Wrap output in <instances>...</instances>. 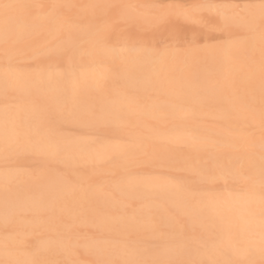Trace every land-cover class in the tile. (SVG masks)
Returning a JSON list of instances; mask_svg holds the SVG:
<instances>
[{
    "label": "bare ground",
    "instance_id": "bare-ground-1",
    "mask_svg": "<svg viewBox=\"0 0 264 264\" xmlns=\"http://www.w3.org/2000/svg\"><path fill=\"white\" fill-rule=\"evenodd\" d=\"M30 1L16 0V3L32 5L34 1ZM93 1L87 5L107 3L106 0ZM33 13H30V19L46 28L47 21L43 19V15L40 16L38 13L40 19L37 20L39 16L35 15L36 18H34L31 16ZM42 13L40 12V14ZM94 15H98V13H94L92 9L84 8L76 15L78 17L76 20H71L75 22L84 19V22L87 23ZM0 25H2V17H0ZM48 37L47 34L41 36L45 41ZM39 38H36L37 44L42 42ZM260 47V39L257 35L254 39L256 65L251 69L252 61L249 65L251 70H247L245 66L249 64L250 58L247 60L241 57L246 56L244 54L247 51L246 46L230 50L214 49L207 52H192L179 56L169 54L167 57L160 58L148 56L136 50L129 51V47L122 49L123 51H119V49L112 51L102 46L91 49L86 45L80 51H92L93 54L83 57L77 55L73 67L74 79L70 80L64 77L63 83L59 87L66 89L63 101L69 105L75 104L82 108L106 107L112 113L113 120L111 124L103 126L112 132L118 130L122 125L126 127L130 124H137L135 130L130 131L132 143L129 145H119L120 142L119 144H116L117 142L115 144L102 143L104 140L102 135L101 142L90 149L85 148V151H90L93 159L97 162L105 161L106 164L107 161V164L113 165L114 169L125 166L120 153L133 150L141 152L152 150L158 159L166 157L168 161H175V166L195 164L211 168L229 161L246 162L247 153L250 150L255 151L258 156L261 137L244 135L245 131L241 128L238 129L239 122L237 128L235 127L233 130H241L240 134L244 135L243 137H238L240 134L234 132L232 128H226L227 130H216L206 126L201 128L192 119L195 114L206 111V108H208L207 110L214 108L211 115L221 117L222 126L230 127V124L241 121L242 118L250 119L259 115L256 117L258 119L255 118V121L258 122L262 107L259 79ZM0 48L3 49L2 41H0ZM245 56L244 58H246ZM244 60H247L248 63ZM78 64L81 69H75ZM3 69L4 57L2 54L0 56V80L3 78ZM57 79L58 77L53 74L51 84L46 85L45 90L55 89ZM1 95H3L2 90H0ZM148 96L154 97V99H147ZM209 107L212 108L209 109ZM42 118L54 125H61L62 122L72 123L47 102L44 92L34 93L30 103L25 104L18 111L13 110L9 113V120L21 125L20 130L27 122L38 121ZM147 118L154 119L155 122H150ZM4 120V107L0 106V136L3 134ZM164 120H170L169 124L160 126V122H164ZM242 122L244 124L245 121L242 120ZM126 123L127 125H125ZM201 126L203 125L201 124ZM99 127L101 125L95 128ZM230 130H232L231 133H228ZM69 137L75 136L69 135ZM202 138L210 140L206 142L211 143L212 147L211 141L216 145L222 146L223 144L224 146L218 147V149L213 148L214 150L209 153H203L199 149L202 147V143H206L205 141L201 142V145L198 143ZM160 139H166L167 142L161 144ZM190 139H194L193 142ZM197 139L200 140L197 141ZM161 142L163 143L165 140ZM183 142H186L188 147L183 153L171 146L172 143ZM245 145L247 147H243ZM206 157L209 161L201 162ZM41 161L44 167L33 179L29 178L27 174H24L27 177L23 175L18 177L16 171H10L7 174L5 169L0 171V226L5 225L6 218L8 223L12 224L19 218L12 210L16 201L36 202L47 210L39 216L17 220L15 226H10L13 228V235L11 232L8 236L7 234L4 237L0 235V259L5 258L6 238L11 244L17 233L23 231L25 227H27L28 234H31V231H38V226L50 232L55 230L54 233H56L49 232L46 240L43 238L39 240L36 236L34 240H30L34 245L42 244L44 246L46 258L57 260L54 253L58 252L61 254V256L59 254L60 257L71 262L70 256L76 253H86L85 255L89 254L92 257L91 260L96 259L95 242L102 244L115 236V232H109L99 222L103 217L113 213V204L106 200V194L128 192L133 186L139 196L137 200L143 201L144 205L140 210L129 211L126 216L131 218L135 215L139 220L141 228L138 235L141 234V231L146 233L161 231L159 225L162 218L175 209L177 219L183 224H190L192 219H195L196 225L202 227L196 229L197 234L204 232L221 239L225 249L239 248V252L235 253L233 258H243L247 247L255 250L254 259L260 257L259 200L249 201L243 192L222 195L206 194L200 201H191L188 197L186 184L148 177L120 179L114 181L109 189L95 187L93 183L91 187L86 185L73 191L64 185L59 171L51 166L53 165L51 162L42 159ZM60 163H63L66 172L71 171L68 164L59 162V166H62ZM107 166H103L104 169H108ZM89 172L92 175L95 174L90 170ZM125 203L128 202L125 201ZM81 206L84 209L83 212H81ZM65 217H68L69 221L70 219L82 220L87 224H94L103 235L100 239L91 238L82 241L81 252H78L79 249L76 248L74 252L69 253L61 246L67 235L66 230L57 233L58 230L62 231L63 229L60 228V223L68 221L64 222ZM26 220L31 221V225H26ZM52 221L55 223H51L50 226ZM7 227L10 229L9 224ZM9 231L11 229L7 232ZM9 252L15 255L13 249L9 248ZM81 257L83 260V256ZM18 258L27 260L31 257L25 254ZM72 264H79L76 257Z\"/></svg>",
    "mask_w": 264,
    "mask_h": 264
},
{
    "label": "snow or ice",
    "instance_id": "snow-or-ice-1",
    "mask_svg": "<svg viewBox=\"0 0 264 264\" xmlns=\"http://www.w3.org/2000/svg\"><path fill=\"white\" fill-rule=\"evenodd\" d=\"M46 7L51 11L43 14V19L47 21L45 28L30 19L28 10H43ZM76 7L81 6L0 2V41L4 57L0 90L3 93L5 113L3 134L0 136V160L3 161L5 173L16 170L20 158L33 156L48 162L68 164L71 171L63 173L61 178L71 190L92 186L93 175L89 169L94 170L97 161L85 148L90 149L99 141L88 132L99 125L111 124L113 115L104 106L82 108L75 104L69 105L63 101L66 89L59 87L64 77L74 79L73 67L77 55L83 57L93 54L92 51H80L86 45L91 49L102 46L115 51L114 48H109L115 37L125 44L131 41L134 49L139 52L160 58L169 54L179 56L246 46L250 59L254 62V39L258 35L261 45L259 79L262 97L259 154L257 156L255 151L250 150L246 162L229 161L211 168L189 164L194 175L199 177L200 187L189 189L188 197L191 201H200L207 194L205 189L218 187L222 182L225 190H231L229 194L243 192L249 201L258 199L261 216L259 261L254 259L255 250L251 247L246 248L243 258H233L239 248L225 249L221 239L204 232L197 234L195 219L190 224H182L176 217L175 209L171 210V214L165 215L159 225L161 245L134 238L138 236L141 225L135 215L131 218L126 216L130 202L139 199L133 186L128 192L106 194V200L113 204V213L99 222L109 232H115V236L102 244L95 242L96 259L91 264H264V0L243 6L214 3L168 4L159 6V11L151 19L143 14L129 13L127 5L95 3L82 6L98 13L87 23L84 19L74 22L64 17L62 9ZM39 19L40 17L37 18ZM121 25L126 27L122 28ZM183 25H192L198 32L193 34L188 46L182 49L174 45H167L162 49L146 45L136 47L129 31L130 28L141 29L147 26L167 34L169 40H178ZM217 32L221 35H213ZM43 34L51 36V39L37 44L36 38ZM53 74L58 77L57 87L46 91V85L51 84ZM36 92H44L47 102L85 134L70 138L62 130V125H54L43 118L27 122L20 130L21 125L9 120V113L30 103ZM120 155L125 165L140 164L145 158H155V153L150 156L147 151L138 150L124 151ZM12 210L15 215L25 218L39 216L47 211L40 204L27 200L16 201ZM83 211L81 206V212ZM31 223L26 220V225ZM51 223L55 221L50 222V226ZM7 226L6 218V229ZM61 246L69 253L74 252L78 247V236L74 242L73 235L69 233ZM4 248L5 258L0 259V264H72L67 260L46 258L44 246L34 245L29 240L27 227L17 233L11 244L6 238ZM9 248L13 249L15 255L9 252ZM25 254L31 258H18Z\"/></svg>",
    "mask_w": 264,
    "mask_h": 264
},
{
    "label": "rangeland",
    "instance_id": "rangeland-1",
    "mask_svg": "<svg viewBox=\"0 0 264 264\" xmlns=\"http://www.w3.org/2000/svg\"><path fill=\"white\" fill-rule=\"evenodd\" d=\"M18 1H20V0H18ZM33 1L34 2L32 5L51 6V5L59 4V5H78V6H81V7L71 8L69 10H68V8L61 10L63 12V15L65 18L76 20V17H77L76 15H78V13L82 9L85 8L82 6L87 5L88 3H91L93 0H73V1L72 0H33ZM0 2L16 3V0H0ZM30 2H32V0ZM106 2L110 3V4L127 5L129 7L126 10L129 13H131V14H137V13L144 14V16L151 19L159 11V6L168 5V4L214 3V4H219V5L238 4V5L243 6V5L248 4V3H258L259 0H111V1L106 0ZM49 10H51V9L49 7H46L43 10H41L40 8H32L28 11L29 12L31 11L32 13L34 12L33 15H31V16L36 18L35 15H37V17L39 15L42 16L45 12H48ZM40 12L41 13L43 12V13L40 14ZM35 13H37V14H35ZM38 13H39V15H38ZM121 27L123 28L126 26L121 25ZM129 31L132 34V41L136 42V47H139L141 45H146L148 47H156V48H160V49L164 48L167 45H174V46L180 47L181 49L186 48L188 46L189 42L192 40L193 34L198 32V30L192 25H183L180 28L179 39L178 40H169L167 38V34H162V33L157 32L156 30H154L150 27H147V26L144 28H141V29L130 28ZM213 35L219 36L221 34L217 32V33H213ZM41 36L42 35L39 36L40 41H42L40 44L45 42V39L41 38ZM49 39H51V36H49L47 38V40H49ZM208 43H214V41H208ZM111 46L116 51H118V49H119V51H123L122 49H125L126 47H129V49H128L129 51L130 50L135 51L131 41L128 42L127 44H125V42L122 40L117 41V39L115 37L113 38L111 45L109 47L111 48ZM0 49H1L0 50V56H2L3 49L2 48H0ZM244 54H246V56L245 55L241 56V57H243L242 59L248 60L250 58V56H247L249 54L248 51L244 52ZM244 56L246 58H244ZM247 60H244V61L247 62ZM248 62H249V64H247ZM248 62L246 63L248 66L246 65L245 69L251 70V69L255 68L256 59H254V62L252 64H251V62H252L251 59H249ZM250 64L252 66V67H250L251 69L249 68ZM79 68L81 69V67L78 64V66H76L75 69H79ZM61 70H62V68H61ZM106 88H104V89H106ZM147 99H154V97H151V98L149 97ZM0 106L4 107L3 95L0 96ZM211 108L212 107H209V109H211ZM207 109L208 108L205 109L206 111L195 114L193 116V119H192L193 121H195V124L201 128L206 126L208 128L211 127L212 129H216V130H227L226 128H228V129L232 128V130H233L235 127L237 128V123L239 122L238 123V129H240V128L243 129V131H245L244 135H250L251 133H254V134L250 135L252 137H254L253 135H255L256 137H261V135H262L261 127L259 125L260 119L258 120V122L255 121L256 119H258L256 117H258L259 115L255 117L256 119L250 118L251 121L249 118H248L249 121H247L248 119L246 117H245V119L242 118V120L245 121L244 124H243L242 120L241 121L239 120V121H236V122L230 124V127H227L226 125L222 126L223 124H221V123L223 122V120L221 117H217L215 115H213L214 116L213 117L211 115L212 111L214 112V108H212L211 110H207ZM208 111L210 112V114H208L209 113ZM147 119H149V118H147ZM149 120H150V122H155L154 119H149ZM221 120H222V122H221ZM169 122H170V120H167V121L164 120V122H160L161 125L160 124L159 125L160 126H164V125L166 126L169 124ZM201 124L203 126H201ZM61 125H62V130L68 136L69 135L81 136V135L85 134L84 132L79 130L78 126L74 123L62 122ZM125 125H127V123ZM136 125L137 124L127 125L128 126L127 129H126L127 126L124 127V125H122L115 132H112V130H108V128L106 129L103 125H101L102 128L101 127H99L98 129L93 128L88 132V134L95 137L99 142H101L103 140V138H102V135H103L104 140L102 143L107 144L110 142V143L115 144L117 142L116 144H119V142H120L119 145H125L126 146V144L129 145V143H132L130 131L135 130ZM185 129H187V127ZM232 130H230L228 133H231ZM240 131L237 130L236 133L240 134ZM111 132L114 134V136ZM234 132H232L233 135H234ZM234 136H236V135H234ZM243 136H241V134H240L238 137H243ZM202 139H203V141H202ZM202 139L201 140L197 139V141L200 140L198 142V143H200V145H201V142L205 141L206 144L202 143V147L199 149V151H202L203 153L204 152L209 153V152H211V150H214L216 148L218 149V147L221 148L222 146H224L223 144H222V146L220 144H217L218 145L217 146L215 142L211 141L213 144V147H212L210 142H209L210 144H208L206 142V141H210V140H204L205 138H202ZM158 140H156V142ZM162 140L163 141L165 140V142L162 143L161 142ZM190 140L193 142L194 139H190ZM166 142H167L166 139H160L161 144H164ZM171 146L174 149H177V151L180 153H183L184 151H186L188 149L186 142L172 143ZM243 147H247V145H245ZM147 152L149 153L150 156L154 153L152 150H148ZM20 159L21 160L18 161V164L16 166V170L11 171V172L16 171V174L18 172V174H17L18 177H22V175H23L24 177L28 176L29 178L33 179L36 176V174L38 172H40L44 167L41 163L42 161L40 158L33 157V156H25V157H22ZM176 161H178V160H176ZM207 161H209V159L206 157V158H203L201 162H207ZM97 163H98L97 167L94 170L93 169H89V170L92 171L93 173H95V174H93L94 176H93L92 184L94 183L95 185L93 184V186L98 187V188H108L109 189V187L113 184L114 181H117L120 179L122 180L124 178H126V179H128V178H130V179H132V178L133 179L134 178H136V179L143 178L144 179L147 177L148 178H155V179L157 178V179H162V180L166 179V180H169V181L174 182V183H181L183 185L186 184L188 186V190L191 188H199L200 187L199 177L194 175L193 171L188 166H186L185 164L182 166H179V165L175 166L174 165L175 161H170V160L168 161V160H166V157L161 158V159H158L157 157H155L153 159L145 158V160L140 164H127L123 167H119V168L117 167L116 169L113 168V165L107 164V161H106V164H105V161L104 162L99 161ZM51 164H53L51 166L52 167L54 166L53 168L55 170L59 171L58 173L60 175H62L63 173H67L66 170L64 169L65 166L63 165V163H60V165H62L63 167L59 166L58 161H53V162L51 161ZM105 165H108L107 167H109V168L104 169L103 166H105ZM1 170H4L2 160H0V171ZM109 173H111L112 175H107ZM24 174L25 175L27 174V176H25ZM205 191L207 192L208 195H213V194L222 195L224 193H230L231 190H225L223 187V184L221 182V184L218 187H215L212 189H205ZM233 193L237 194V192H231V194H233ZM240 193H242V192H239V194ZM143 205H144V202L141 200H135L134 202H130V206L127 208L126 214L129 211L140 210L143 207ZM169 214H171V212ZM23 219H24V217L22 218L19 216V218L17 220H23ZM17 220L15 222H17ZM65 220H68V221L65 222ZM15 222L13 224L11 222L8 223L9 227L15 226L14 225ZM64 222L65 223H63V221H62V223H60V225H59L60 228L61 227L63 228V229L61 228L62 231H60V230H58L60 232H58L57 230L56 231H57V233H61V232H64V230H66L65 233L67 235L69 233H71L74 237V242L78 236V247H77V250L79 249L78 252H81L83 249L82 241L88 240L91 238L92 239L93 238L94 239H100V237L103 235V233L99 230V228H97L96 225H94V224H87L85 221H82V220L81 221H74V220L70 219V221H69L68 217L64 218ZM180 223H182V222H180ZM12 227H10L11 231L7 232L8 230H10L8 227L6 229L5 225L0 226V235L2 237H4L6 234L8 236V234L10 232L12 234V231H13ZM201 228L202 227L200 225H196V229H201ZM44 230H45L44 228L38 226V231L34 230V231H31V234L30 233L28 234L29 240H34L35 236L39 240H42V238H43V240L44 239L46 240L50 233L52 234V232H53V234H56V233H54L55 230H53L51 232L46 231V230H45L46 231L45 232ZM136 238L142 239V240L148 242L149 244L160 245L161 231L147 232V233L141 231V234L138 235ZM56 253H57V255H56ZM56 253H54V254L57 257V260H67V259H63L62 257H60L61 256L60 253H58V252H56ZM59 254H60V256H59ZM85 254L84 253H81V254L76 253L70 257H71L72 262L76 257V261L79 264H91V261H93V260H91L92 257L89 254H87V255H85ZM81 256H83V260H82ZM259 259H260V257H258L256 260L259 261Z\"/></svg>",
    "mask_w": 264,
    "mask_h": 264
}]
</instances>
